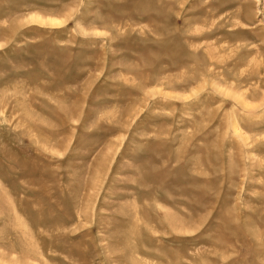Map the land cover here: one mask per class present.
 <instances>
[{"label":"rangeland","instance_id":"1","mask_svg":"<svg viewBox=\"0 0 264 264\" xmlns=\"http://www.w3.org/2000/svg\"><path fill=\"white\" fill-rule=\"evenodd\" d=\"M0 264H264V0H0Z\"/></svg>","mask_w":264,"mask_h":264}]
</instances>
